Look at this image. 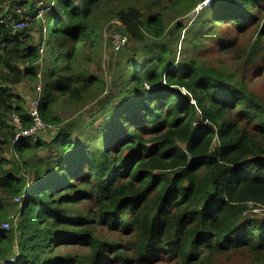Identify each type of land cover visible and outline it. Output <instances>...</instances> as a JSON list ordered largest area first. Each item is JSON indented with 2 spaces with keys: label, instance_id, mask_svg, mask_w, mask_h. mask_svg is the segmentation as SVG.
Segmentation results:
<instances>
[{
  "label": "trees",
  "instance_id": "obj_1",
  "mask_svg": "<svg viewBox=\"0 0 264 264\" xmlns=\"http://www.w3.org/2000/svg\"><path fill=\"white\" fill-rule=\"evenodd\" d=\"M31 1L0 0V264H127L98 227L129 233L142 264H264V218L250 213L264 209V102L247 80L264 77V0H207L191 27L169 29L166 11L200 0L150 13L128 0H46L40 43L33 24L12 26L35 12ZM112 13L130 43L107 83L87 62ZM217 48L237 49V67L203 60ZM39 72V113L55 133L15 141L12 115L25 128L32 119L14 88ZM95 106L86 126L80 112ZM70 109L76 120L64 123ZM14 197L19 217L4 229ZM71 245L89 252L72 255Z\"/></svg>",
  "mask_w": 264,
  "mask_h": 264
},
{
  "label": "rangeland",
  "instance_id": "obj_2",
  "mask_svg": "<svg viewBox=\"0 0 264 264\" xmlns=\"http://www.w3.org/2000/svg\"><path fill=\"white\" fill-rule=\"evenodd\" d=\"M51 1V0H50ZM55 0H53L52 2H54ZM131 4H136V6H139L140 8H142V10H144L146 13H150L153 10H157L158 8H162L164 5H168L169 4V0H156L157 4L160 3V5H153L152 9L151 6L150 8L147 6V3L151 2L153 0H128ZM31 5L32 4H37L36 5V9L35 12L32 15H35V13L37 12L38 9V17L35 18V20H33V22L31 23V25L33 24V29H32V34H30L33 38H34V42L35 43H40L43 39V35L44 32L46 31L45 29V22L47 20V18L45 17L44 12H46V10H48V7L46 6V8H41L46 0H41L39 2H37V0H32L31 1ZM36 2V3H35ZM54 4H57V2H55ZM208 1L207 0H200L198 2V5L195 9H188L187 7H182L180 6L179 8H176V10H171V11H166V19H167V29L171 28L172 25L175 22H181L184 23L185 25H187V28L190 26L194 20V18L197 16L198 12L201 11L202 9V5H207ZM106 10H108V5L106 4V7H104ZM44 13V14H43ZM43 15V16H42ZM111 16L109 17V19L107 20V22L105 23V33H104V39L102 40V44L104 45V47L101 49H99V53H95L92 56L91 62H87L88 64V68L89 71L92 72H96L97 69L101 68L102 72L100 73L101 75H103L107 81V83L110 82V80H112L111 78V68L113 69L116 65V63H118L119 61L122 60V56L124 55L125 51H123L128 44L130 43V38L128 36V34L125 33V28L123 27V24L121 21H119V19H117L114 15V13L110 14ZM114 15V16H113ZM42 16V17H41ZM116 30L117 32H121L123 33L127 38H128V43L127 45L123 48V50H121L120 52H115L114 48H112V31ZM184 32H182V34L184 35ZM146 41L147 42H152V38H150V36H146ZM246 40L244 38H242V42L241 44H245ZM211 43H208L207 45H209ZM185 48H188V46L185 43L180 42L178 45L175 46V49H177L178 54L180 55V53H182L184 51ZM42 50V51H41ZM237 49H234V51L230 52V53H223L221 52L218 48L217 50H211L209 52H207L206 54L203 55V60H205L206 62H211L213 64V66H219L220 68H228V69H234L235 67H237V60H238V56H237ZM40 53L41 56L44 58L48 57V48L46 46H41L40 48ZM251 68V67H250ZM40 69H42V71L44 70V64L40 63ZM39 79L36 81H25L23 82L21 85H18L14 88L15 93L19 94V96H21L22 100H23V104L26 108L27 111L30 110L31 108V102L33 99L35 98H39L41 97V93L44 87V84L42 82V80L40 78H42V74L39 72L38 73ZM247 80L249 82V88L251 90H253L261 99V101L264 102V77L260 74V73H254V72H250L247 75ZM39 86H41L40 91L39 90ZM38 92V93H37ZM97 103V101L95 102ZM95 103H92V105H94ZM91 107V106H90ZM90 107H86L84 108L80 113H83V118H84V124L87 126L92 122V116H97L96 114V108L97 106L94 107L93 111L90 113H87V111H90ZM68 115L65 116L63 115V120L64 123H69L72 121H75L76 119H74V116L72 115L73 110H69L68 111ZM66 114V113H64ZM81 115V114H80ZM56 127H52L50 129H48L47 131L43 132L42 134L39 135V138H44L47 142L50 141L51 136L53 135V133H55ZM74 139L77 140L79 139L77 136H74ZM46 152V151H45ZM42 153H40L41 155ZM32 179V176L29 177V180ZM14 197L13 199L9 200V204H13L11 206H9V210L7 211L10 214V219L7 220V225L6 227H4V229H9L11 227V223H15L19 217V213L16 212V210L22 206H20V202L21 201H17L15 200ZM21 200V198H20ZM20 204V205H19ZM83 211V207L81 208ZM251 208V214L259 216L264 218V211H262L261 209L259 210H255ZM127 214L129 213V211L127 210L126 212ZM15 215V216H14ZM98 231L101 235L102 238H106L107 240H111V241H117L119 244H121L122 248L128 252V256L129 258H132L128 261L127 264H142V263H138L137 261H135L133 259V253H132V248L130 246V243L132 242V237L131 235H129V233H125V232H121V231H109L107 228H99L98 227ZM68 250H72L70 251L71 254H86L89 251L87 249H82L79 248L76 245H71V247H69ZM77 252V253H76ZM232 257H234L235 259L239 260L241 259V255L240 254H236V253H232L231 254ZM222 257H224L222 255ZM108 262H106V264H121V263H116L115 261H111L109 259H107ZM221 262V264H226L225 259L221 258L219 260ZM103 264V263H101ZM151 264V263H149ZM152 264H177L176 261H174L173 259H161L158 262L152 263ZM229 264V263H227Z\"/></svg>",
  "mask_w": 264,
  "mask_h": 264
},
{
  "label": "built area",
  "instance_id": "obj_3",
  "mask_svg": "<svg viewBox=\"0 0 264 264\" xmlns=\"http://www.w3.org/2000/svg\"><path fill=\"white\" fill-rule=\"evenodd\" d=\"M39 1L41 0H38L37 2ZM72 1L74 2L76 6H80L82 0H72ZM55 2L56 0L51 3V7L55 5L54 4ZM51 7H48V10ZM41 8L43 9L46 8L45 4ZM48 10H46V12ZM17 13L22 14L20 9L17 10ZM36 17H38V9L35 15H29V16L21 15V18L17 22H13L12 26L15 30L27 28L31 26V23L33 22V20H35ZM111 43H112V48H114V51L120 52L127 45L128 38L123 33L117 32L116 30H114L112 31ZM39 102H40L39 98H35L31 102L30 115L32 119V125L28 128L23 127V121L19 114L14 113L12 115V119H11L12 123L18 129L16 136H15V141L20 140V139H31V140L36 141L39 138L40 134L52 128V126L46 124V122H44V120L42 119L39 113ZM15 200L20 201V198L17 197L15 198ZM255 210H259V209H254L253 211ZM261 210L264 211V209H261ZM6 225H7V222L3 224V227H6Z\"/></svg>",
  "mask_w": 264,
  "mask_h": 264
},
{
  "label": "crops",
  "instance_id": "obj_4",
  "mask_svg": "<svg viewBox=\"0 0 264 264\" xmlns=\"http://www.w3.org/2000/svg\"><path fill=\"white\" fill-rule=\"evenodd\" d=\"M40 89H41V86H39V90L38 91H40ZM38 93V92H37Z\"/></svg>",
  "mask_w": 264,
  "mask_h": 264
}]
</instances>
